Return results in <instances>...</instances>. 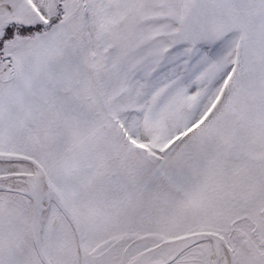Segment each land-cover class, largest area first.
I'll return each instance as SVG.
<instances>
[{
  "label": "snow or ice",
  "instance_id": "1",
  "mask_svg": "<svg viewBox=\"0 0 264 264\" xmlns=\"http://www.w3.org/2000/svg\"><path fill=\"white\" fill-rule=\"evenodd\" d=\"M0 264H264V0H0Z\"/></svg>",
  "mask_w": 264,
  "mask_h": 264
}]
</instances>
